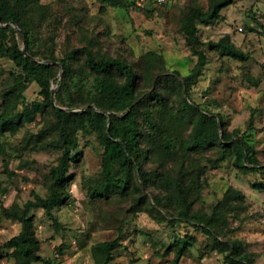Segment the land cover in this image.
<instances>
[{
	"label": "trees",
	"instance_id": "1",
	"mask_svg": "<svg viewBox=\"0 0 264 264\" xmlns=\"http://www.w3.org/2000/svg\"><path fill=\"white\" fill-rule=\"evenodd\" d=\"M98 1L101 11L135 4L129 0ZM232 3L233 0H208L207 9L191 4L185 10L180 31L197 61L190 73L183 75L177 69H169L165 56L155 50L143 53L136 63L101 53L92 45L74 48L58 58L50 29L56 19L49 5L42 0H0V57L8 58L16 67L0 93V138L6 132L15 134L40 114L45 126L36 143L60 152L57 165L45 177V196L33 192V199L3 209V216L18 221L21 230L0 246V257L8 248L11 251L7 255L15 264L52 263L40 252L41 241L32 212L43 209L60 229L54 211L70 196L67 187L73 163L80 160L81 134L92 131L103 148L101 170L86 180L93 200L133 196L140 204L145 201L144 194L138 197L136 192L154 186L160 191L157 203L173 210L175 220L200 227L211 235L222 251L231 252V264H251L240 240L224 247L219 239L227 213L245 206V193L229 187L210 212L195 207L209 186L206 166L230 159L244 174L264 170L256 158L250 131L230 132L220 119V133L212 137L205 112L193 98V86L208 63L200 25L218 20L222 9ZM45 29L50 32L48 35ZM211 46L238 60L249 58L228 36ZM32 83L40 86L42 100L29 106L25 91ZM55 85L58 90L53 100ZM33 137L27 139V144ZM4 152L0 141V153ZM210 152L215 154L208 156ZM253 186L264 189V182H254ZM170 222L174 224V220ZM195 239L188 235L183 243L176 237L167 247V253L170 248L175 251L173 264H179ZM121 245V234L94 243L91 252L95 264H111ZM59 251L63 253L62 246Z\"/></svg>",
	"mask_w": 264,
	"mask_h": 264
},
{
	"label": "rangeland",
	"instance_id": "2",
	"mask_svg": "<svg viewBox=\"0 0 264 264\" xmlns=\"http://www.w3.org/2000/svg\"><path fill=\"white\" fill-rule=\"evenodd\" d=\"M129 1L135 4L101 11L98 0H42L56 19L50 29L57 57H64L74 48L92 45L101 53L136 63L143 53L155 50L165 56L169 69L189 74L197 57L180 31V19L191 4L207 9L208 0H167L163 5L148 2L145 7L139 6L138 0ZM44 33L50 32L45 29ZM200 34L208 63L193 86V98L205 112L209 134L213 137L220 133V119L230 132L250 131L256 158L264 165V0H233L222 9L218 20L200 25ZM227 36L249 55L247 60L223 55L211 46ZM13 70H16L13 62L0 57V93L8 85ZM54 89L57 91L58 86ZM40 91V86L32 83L25 91L26 104L40 102ZM2 101L0 97V104ZM44 126L45 119L38 114L15 134L6 132L0 138L6 151L0 153V246L21 230L18 221L3 216V209L33 199V192L47 194L45 177L57 165L60 152L36 143ZM31 135L34 137L27 144ZM79 150L80 160L73 163L67 187L70 196L54 211L60 229L43 209L32 212L41 241L40 252L51 259V264H95L91 246L120 234L122 245L115 250L111 264H173L175 251L170 248L167 253V247L176 237L185 243L188 235L196 239L191 241L179 264H231V252L222 251L211 235L200 227L175 220L173 210L157 203L160 191L154 186L136 192L138 197L144 194L145 201L140 204L133 196L113 195L93 200L86 180L101 170L103 148L97 134L83 132ZM147 167L152 168L150 164ZM205 171L209 186L195 207L210 212L229 187L242 190L246 204L243 209L227 213L219 239L224 247L240 240L250 263L264 264V189L253 186L254 182H264V170L244 174L232 160L225 159L206 166ZM173 220L174 224L170 222ZM61 246L63 253L59 251ZM10 251L8 248L2 251L0 264H15L7 255Z\"/></svg>",
	"mask_w": 264,
	"mask_h": 264
},
{
	"label": "built area",
	"instance_id": "3",
	"mask_svg": "<svg viewBox=\"0 0 264 264\" xmlns=\"http://www.w3.org/2000/svg\"><path fill=\"white\" fill-rule=\"evenodd\" d=\"M148 2L163 4V3L167 2V0H138L137 4L141 7H145L146 3H148Z\"/></svg>",
	"mask_w": 264,
	"mask_h": 264
},
{
	"label": "water",
	"instance_id": "4",
	"mask_svg": "<svg viewBox=\"0 0 264 264\" xmlns=\"http://www.w3.org/2000/svg\"><path fill=\"white\" fill-rule=\"evenodd\" d=\"M55 92H56V91L54 90V93H53V100H54V95H55Z\"/></svg>",
	"mask_w": 264,
	"mask_h": 264
}]
</instances>
